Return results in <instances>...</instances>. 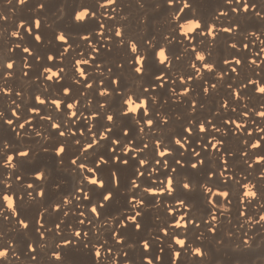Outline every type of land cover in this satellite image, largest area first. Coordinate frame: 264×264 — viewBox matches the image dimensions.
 I'll use <instances>...</instances> for the list:
<instances>
[{"label":"snow or ice","instance_id":"1","mask_svg":"<svg viewBox=\"0 0 264 264\" xmlns=\"http://www.w3.org/2000/svg\"><path fill=\"white\" fill-rule=\"evenodd\" d=\"M61 4L67 6L66 0L55 4L53 0H7L9 12L17 8L32 12L12 23L15 31L8 29L9 17L0 11V26L8 33L7 43H0L6 50V56L0 57V101H10L0 104V224L8 225L0 230V250H4L0 264H13L12 257L19 261L21 249L30 264H41L43 259L46 264H69L67 249L73 241L86 248L91 245L88 251L93 264L101 259L108 264H186L187 255L196 264H214L210 238L216 249L234 245L239 252L250 250L255 233L264 229V215L256 213L258 219H253L246 210L256 205L264 212V67L257 64V57L264 64L260 56L264 48L253 59L246 50L264 40L255 31L248 32L246 22L259 18L258 30L264 35V0L259 5L249 0H216L211 19L219 22L223 17L228 24L219 30L201 13L198 0H135L142 14L137 26L149 28L151 12L163 9L167 13V34L160 32L158 38L151 31L144 36L132 34L127 16H120L122 23L117 26L118 0H79L70 13L77 36L66 35L68 29L61 30L60 24L65 15ZM110 7L114 15L108 16ZM81 12L83 17L78 16ZM193 21L196 26L185 31V25ZM221 36L232 55L240 58L214 59V46ZM229 37H244L247 42L228 43ZM114 50L116 58L105 60ZM184 53H190L191 62L181 70ZM245 65L251 74L240 77L237 69L243 71ZM125 71L129 83H125ZM18 80L34 85L39 94L33 90L26 99V89L16 86ZM218 84L225 96L211 113L216 122L207 116L197 118L204 98L216 94ZM176 88L183 91L176 92ZM161 90L169 100L175 97L179 104L186 103L190 114H170L165 108L169 101ZM253 96L262 102L250 107ZM225 114L228 119L223 118ZM244 118V124L237 123ZM174 122L180 123L179 130L173 128ZM5 126H11L15 139L7 135ZM18 129L30 137V143H23ZM227 136L241 137L239 158L249 173L243 183L235 175L224 176L229 159L236 157L224 146ZM198 138L202 140L199 150L195 146ZM36 145L40 153L51 157L52 166L39 160ZM209 149L219 156V166L208 168L202 179H196L191 173L205 168ZM56 172L67 175L59 178ZM29 173L32 183L27 182ZM230 183L244 190L238 217L246 218L252 230L259 226L247 239L243 225L241 236L234 231L219 235L222 222L231 215L230 208L221 211L219 204L232 203L230 192L219 188H228ZM50 185L56 199L49 196ZM247 185L255 195L245 197ZM195 194L208 205L209 218L197 215L191 206ZM9 195L14 210L7 205ZM26 200L36 207L32 216L24 212ZM115 204L120 207L109 212ZM161 208L167 219L148 231L147 218L155 213L159 221ZM214 208L218 216L211 215ZM53 214L56 219L48 227ZM73 220V230L66 234ZM99 232L107 233L111 244ZM11 233L16 236L10 238ZM30 233L34 235L29 237ZM22 237L29 238L21 246ZM50 237L62 240L63 245L47 247ZM113 246L119 251L113 253Z\"/></svg>","mask_w":264,"mask_h":264},{"label":"bare ground","instance_id":"2","mask_svg":"<svg viewBox=\"0 0 264 264\" xmlns=\"http://www.w3.org/2000/svg\"><path fill=\"white\" fill-rule=\"evenodd\" d=\"M78 2H79V0H66L67 6H65L64 4H61V8L63 9V12L65 13L62 20L60 21L61 30H63L64 28H67L68 32H66L65 34L68 35L70 32L73 37L77 36V32L74 31L72 28V21L70 19V13H71L72 7L75 6ZM100 2L104 3L105 0H100ZM249 2L250 3H256L257 5H259L262 2V0H249ZM53 3L55 4L56 0H53ZM198 3L200 5V8H202L201 13L208 17L210 24H213V23L215 24V28L217 30L228 26L227 22H225L223 20V17H221V21H219V22L211 19V17L213 15H215V12L213 11V9L216 7V0H198ZM6 4H7V0H0V11H2L4 15H7L9 17L8 29L15 31L16 29L12 27V23L14 21L15 22H21V17H27V16L31 15L32 12L28 8H17L13 12H9L6 8ZM118 4L120 6L117 7L116 13H115V15L117 16V20L115 22L117 26H119L122 23V21L119 19V17L120 16H127L129 18V22L131 24V33L132 34L144 36L149 31H151L153 35L157 36V38H158L160 32H164L165 34H167L168 25H167L166 21L168 19V16H167V13L163 9H159L156 12H151V15L153 17L152 23H151L149 28H144L142 26H137V21L142 14L136 8L135 0H118ZM256 10L259 11L260 9L257 8ZM219 11H225V9L221 8V9H219ZM101 12H103L102 9L97 13L98 17L101 15ZM106 15H108V16L114 15L112 13L111 7L108 9ZM262 15H264V13H262ZM252 24H255V27L249 26ZM252 24L246 23V27H247L248 32L255 31L256 35L260 37V40H264V35H262L261 32L258 30L261 27L259 18H257L255 20V22ZM84 34H86V33H84ZM49 35H50V33H49ZM246 36H247V32L245 33V37ZM12 39L15 40L16 38H12ZM239 39H245V38L244 37H237L236 39H232L229 37V38H227V42L228 43H234ZM253 39H255V38L253 37ZM7 40H8V33H7V31L4 30L3 26H0V43L6 44ZM245 42H247V39H245ZM237 46L239 47V44ZM196 47H197V52H200L201 51L200 47L199 46H196ZM261 48H264V44H261L259 41H257L255 45H250L249 49L246 50L249 59H253L254 53L256 51H259ZM204 54L206 55V53H204ZM4 56H6V50L3 48H0V57H4ZM260 56H261V58H264V51L260 52ZM213 57L217 61L224 59V58H227L230 60L240 58L239 56L234 57L231 53V50L225 46V37H223V36L218 37V39L215 43L214 51H213ZM115 58H116L115 57V50L113 51L112 57H108L107 54L104 57L105 60H110V59H115ZM190 62H191L190 53H184L182 55L181 70L187 69V65ZM257 64H259L260 67H264V64H261L259 57H257ZM196 67L200 68L199 62H196ZM227 67H228L227 65L224 66L225 69H227ZM65 70H67V69H65ZM53 71H56V69H53ZM201 71H203V69H201ZM237 71L240 72V77H244L246 75L251 74V70L249 69V67L247 65H245L243 71H240L239 68L237 69ZM261 74L264 75V73H261ZM123 75L125 76V83H129V80H130L129 74L125 71L123 73ZM208 78L210 80L212 79L211 76H209ZM33 79H35V78H33ZM165 79H167V77H165ZM185 79H187V77H185ZM253 79H256V77L253 76ZM233 80H234V82H238L237 77H234ZM196 85H197V91H199L200 82L197 81ZM16 86L26 89V91L24 93L26 99H27V97L31 91L36 90L35 86L30 85L29 82L26 80H18ZM41 87H43V86H41ZM217 88L219 89V91L216 94H214L211 97H205L204 98V108L199 112L197 118L203 119L205 116H207L210 119H213V116L211 115V113H213L217 110L216 106L219 103L220 98L225 96V89L219 84L217 85ZM36 91H37V94H39L38 90H36ZM181 91H183V90L180 88H176V92H181ZM162 95L164 96L165 100L169 101L168 104L165 105V108L170 114H184V115L190 114L189 110L187 109L186 103L185 104H179L175 97H173L171 100H169L168 95L163 93V91H162ZM242 96H243V93H242ZM42 98H43V96H42ZM193 99H195V97H193ZM9 102L10 101L3 100V101H0V104L6 105ZM261 102L262 101H259L255 96H253L252 103L249 106L251 107L253 104H257V103H261ZM238 111H239V109H238ZM8 117L11 118L10 111L8 112ZM223 118L228 119L229 116L227 114H225ZM233 118H235V117H233ZM256 119L259 122V118H256ZM246 121H247V118H244L241 120H237V123L244 124ZM213 122L214 123L216 122L215 119H213ZM37 126H39L38 123H37ZM249 126L251 127V130L253 132H255V127L252 125H249ZM262 126H264V125H262ZM5 127L8 129L7 135L10 138L15 139L14 137H11L14 135L11 132V126H5ZM179 127H180V123L174 122L173 128L175 130H179ZM217 127H221V125L217 124ZM221 130L223 131L222 127H221ZM19 131L21 133L20 138L23 140V143H26V144L30 143L31 142L30 137L26 136L23 130H19ZM256 135L258 136L260 134L257 133ZM209 138L211 139V137H209ZM216 139H219V137H217ZM216 139L213 140V143L216 142ZM201 143H202L201 139H199V138L196 139L195 146L197 147V150H199V145ZM262 143H264V142H262ZM224 146L227 147L228 149H230L232 153L236 154V157L234 159H229V164L226 166L227 171L224 172V176L230 178L232 175H235L236 180L243 183L244 182L243 177L245 175H249V173L246 169V166L243 163V160L239 158V153H240L241 149L243 148V145L241 144V137L240 136H227V137H225V145ZM36 148H37V152H38V157H41L45 161V163H47L49 166H52L51 157L49 155L44 154V153H40L38 145H36ZM21 150H23V147L21 148ZM219 159L220 158L216 154L215 150L209 149V153L205 158V168L202 169L201 172L198 174L195 172L191 173L192 176L196 179H202L204 171H206L208 168H216L219 166ZM169 163H171V161H169ZM249 163H251V160H249ZM55 175L59 178H63L67 174L64 172H56ZM252 175L254 176V175H256V173H252ZM27 182L28 183L33 182V176L31 173H29V179ZM137 182H139V181H137ZM218 183H219V181H218ZM208 187H212V185L209 184ZM213 191H217V188L213 187ZM219 191H229L230 192V198L232 200L231 205L219 204V208L221 211H223L225 208L231 209V215L228 217L227 220H224L221 224L219 235L223 236L227 232L234 231V232H236L237 236H241V235H243V233L241 232L240 226L243 225L244 229L247 230V232H248V236H246L244 238L247 239L248 237L253 236L254 232L258 231L259 226H257V229H253V230L250 229L248 227V224L245 223L246 218H239L238 213H237V208L240 207L239 200L242 198V192L244 190L241 189L238 184L230 183L228 188L220 187ZM48 192H49V196L51 199L57 198V194H56V190H55L54 186L50 185ZM192 200H193V204L191 206L196 209V214L204 216L205 218H209L208 214L205 212V208H207L208 205H206L204 203L203 199L198 194H195L192 197ZM161 202H163V201L161 200ZM168 203L171 204L172 201H168ZM117 207H120V205L119 204L113 205V207L111 209H109V212L115 213ZM23 208H24V212L26 215L32 216L35 214L36 207L30 201L26 200L25 204L23 205ZM246 210L250 214H252L253 219H258V214L256 215V213L264 215V212H261L259 210L258 206H256V205H253L251 208H248ZM211 215L218 216L219 212L216 211V209L214 208L212 210ZM159 217H160V219H159V221H157L156 220V214L153 213L149 218H147V220H148V231H152L156 223L163 222L164 219H167V217L164 215L163 208H161L159 210ZM53 219H56L55 214H53L49 218V223L46 226L51 227V220H53ZM62 219L67 221V218H62ZM238 220H239V223H238ZM41 222L43 223V221H41ZM249 223H251V221H249ZM262 223H264V222H262ZM73 225H74V220H73L72 224L69 225L68 229L65 230L66 234H70V232L73 230ZM7 227H8L7 224H0V230H6ZM61 227H63V224L61 225ZM201 227H203V225H201ZM129 232H131V229H129ZM98 234L103 239L108 240L109 244H111V240H109L107 233L99 232ZM32 235H34V234L30 233L29 237H31ZM15 236H16L15 233L10 234V238L15 237ZM29 237L19 238L21 246L23 244V239H27ZM89 237H92L93 242H95V237H94L93 231H89ZM255 240H256V242H255V244H253V247L250 250H245L243 252H239V251L235 250L234 245H231L229 247H225L223 249H216L215 241L210 238L209 246H211L214 249L213 254H212V260H213L214 264H264V229H261L257 233H255ZM54 243H60L63 245L64 242L62 240H59L57 237H50V238H48L47 247L51 248ZM195 246L196 245H193V247H195ZM97 247H99L98 244H97ZM89 248H91V245H88V247L86 248L84 245L78 244V243H76V241H73L72 245L69 246V248L67 249V260H68L69 264H93V256L88 251ZM124 250L126 251L127 249L125 248ZM17 251L19 252V248L17 249ZM20 251H21L20 260L15 261V257H12L13 264H30V262L26 259L27 258L26 251H24L22 249ZM117 251H119V249H117V247L113 246V253H116ZM101 252L103 254V249H101ZM57 254L62 255V256L65 255V253H61V252H58ZM136 256H137V259H139L138 250H136ZM41 264H46V259L41 260ZM96 264H108V262L101 259L100 261L96 262ZM186 264H196L195 258L192 257L191 255H187L186 256Z\"/></svg>","mask_w":264,"mask_h":264},{"label":"clouds","instance_id":"3","mask_svg":"<svg viewBox=\"0 0 264 264\" xmlns=\"http://www.w3.org/2000/svg\"><path fill=\"white\" fill-rule=\"evenodd\" d=\"M84 15H85V13H83V12L78 14L79 17H83ZM195 26H196V22L193 21L192 23L185 25L184 30L185 31H191ZM160 58L164 59L163 52L160 53ZM132 107L134 108L135 105H133ZM246 187L248 188V191L245 193V197L250 196V195H255V193L252 191L251 185H247ZM7 205L9 208H12L14 210V201L10 195L7 197ZM2 255H4V250H0V256H2Z\"/></svg>","mask_w":264,"mask_h":264},{"label":"rangeland","instance_id":"4","mask_svg":"<svg viewBox=\"0 0 264 264\" xmlns=\"http://www.w3.org/2000/svg\"><path fill=\"white\" fill-rule=\"evenodd\" d=\"M200 11H202V8H200ZM254 22H255V20L253 19L252 21H248V22H246V23H250V24H252V23H254ZM38 158H39L40 161L45 162L41 157H38Z\"/></svg>","mask_w":264,"mask_h":264}]
</instances>
